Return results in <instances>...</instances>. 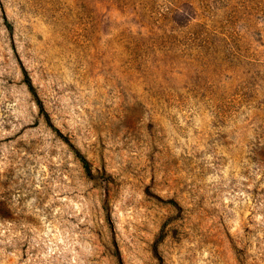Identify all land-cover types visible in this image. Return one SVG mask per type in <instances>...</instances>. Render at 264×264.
I'll return each mask as SVG.
<instances>
[{"label":"rangeland","instance_id":"obj_1","mask_svg":"<svg viewBox=\"0 0 264 264\" xmlns=\"http://www.w3.org/2000/svg\"><path fill=\"white\" fill-rule=\"evenodd\" d=\"M0 264H264V0H0Z\"/></svg>","mask_w":264,"mask_h":264},{"label":"trees","instance_id":"obj_2","mask_svg":"<svg viewBox=\"0 0 264 264\" xmlns=\"http://www.w3.org/2000/svg\"><path fill=\"white\" fill-rule=\"evenodd\" d=\"M27 87L29 88L30 92L33 94V95H36L33 88H32V84L30 82H27ZM39 107H40V112L43 113V115H46V113L44 112V109L41 105V103L39 102ZM47 117V116H45ZM76 153V157L78 158V160L80 161L82 167L84 168L86 174L88 176H91V170H90V165L88 163V161L86 160L85 157H83L81 154H79L78 152H75Z\"/></svg>","mask_w":264,"mask_h":264}]
</instances>
